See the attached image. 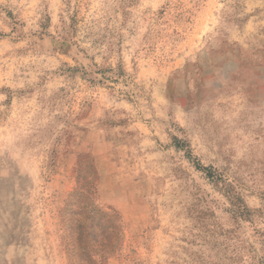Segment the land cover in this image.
Here are the masks:
<instances>
[{
  "label": "rangeland",
  "instance_id": "rangeland-1",
  "mask_svg": "<svg viewBox=\"0 0 264 264\" xmlns=\"http://www.w3.org/2000/svg\"><path fill=\"white\" fill-rule=\"evenodd\" d=\"M0 264H264V0H0Z\"/></svg>",
  "mask_w": 264,
  "mask_h": 264
}]
</instances>
